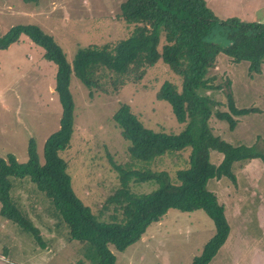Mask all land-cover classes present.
<instances>
[{
  "label": "rangeland",
  "instance_id": "rangeland-1",
  "mask_svg": "<svg viewBox=\"0 0 264 264\" xmlns=\"http://www.w3.org/2000/svg\"><path fill=\"white\" fill-rule=\"evenodd\" d=\"M122 1L0 0V34L18 25L38 24L54 37L72 63L79 49L116 44L133 34L136 26L118 17ZM219 5L223 8L222 2ZM255 20L264 23V8ZM44 54L27 38L0 51L1 158L12 154L20 163H26L33 139L43 165L45 143L60 128L62 106L55 92L57 67ZM108 68L93 66L88 70L91 87L72 77L73 135L69 148L60 153L68 163L75 195L100 222H109L112 211L103 207L123 188L121 172L166 173L172 185H179L177 172L190 167L192 152L189 147L140 160L130 153L131 143L113 121L116 111L127 104L146 128L181 133L186 124L177 121L171 105L159 101L157 93L165 83L182 93V76L161 58L150 64L145 53L134 58L123 73ZM209 76L216 86L230 80L238 107L253 109L251 114L235 118L238 124L234 130L213 116L209 121L213 135L235 147L264 153V63L260 73H251L248 62L234 63L226 54H220ZM198 93L225 101L222 91L200 89ZM222 159L221 153H211L214 164ZM233 173L234 183L228 178L208 183V190L225 207L231 228L227 242L210 264H264V159L236 163ZM17 185L23 186L13 196L24 216L40 231L41 240L38 242L7 220L0 203V264H75L77 260L91 264L96 258L93 248L86 243H69L66 228L48 213L49 203L37 193V187L29 185L28 180ZM158 188L156 181L129 182L131 193L139 196ZM214 235V223L204 211L170 210L148 228L139 242L123 252L112 251L121 264H191Z\"/></svg>",
  "mask_w": 264,
  "mask_h": 264
},
{
  "label": "trees",
  "instance_id": "trees-1",
  "mask_svg": "<svg viewBox=\"0 0 264 264\" xmlns=\"http://www.w3.org/2000/svg\"><path fill=\"white\" fill-rule=\"evenodd\" d=\"M119 12L120 19L136 26L133 34L116 44L79 49L72 63L54 37L37 24L18 25L0 34V51L20 43L23 38L44 50V57L57 67L55 92L62 106L60 128L45 143L43 165L33 139L29 142L26 163H20L12 154L0 157L2 215L40 242V231L24 216L13 196L23 186L17 184L28 180L49 203L48 213L66 228L69 243H86L93 248L96 258L91 264H121L112 248L123 252L136 244L170 210H201L213 221L215 235L191 264H210L227 242L231 228L225 207L208 190V183L222 178L234 183V164L264 159V153L255 148L235 147L213 135L209 124L213 116L234 130L238 124L235 118L251 114L253 109L238 107L230 80L216 86L215 79L209 75L217 67L220 54H226L234 63L248 62L251 73H260L264 63V23L244 22L237 17L222 20L206 0H123ZM141 53L146 54L150 64L161 58L182 76V93L165 83L157 99L168 102L177 121L186 124V128L179 134L148 129L127 104L116 111L113 121L131 143L130 153L135 158L148 160L190 147V167L177 172L179 185H172L166 173L121 172L123 188L103 207L105 211H112L109 222H100L75 195L67 172L68 163L60 157L69 148L73 135L75 104L71 80L75 76L91 87L90 68L104 66L123 73ZM200 89L222 91L225 101L201 96ZM212 152L223 155L218 165L211 161ZM131 180L156 181L159 188L148 195H135L129 190ZM75 264L88 263L77 260Z\"/></svg>",
  "mask_w": 264,
  "mask_h": 264
},
{
  "label": "crops",
  "instance_id": "crops-1",
  "mask_svg": "<svg viewBox=\"0 0 264 264\" xmlns=\"http://www.w3.org/2000/svg\"><path fill=\"white\" fill-rule=\"evenodd\" d=\"M206 2L208 7L215 12L214 14L222 20L237 17L244 22H254L257 13L264 8V0H226L225 2L206 0ZM219 2L223 3V8L220 7ZM15 45L8 49L13 48Z\"/></svg>",
  "mask_w": 264,
  "mask_h": 264
}]
</instances>
